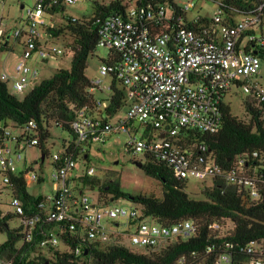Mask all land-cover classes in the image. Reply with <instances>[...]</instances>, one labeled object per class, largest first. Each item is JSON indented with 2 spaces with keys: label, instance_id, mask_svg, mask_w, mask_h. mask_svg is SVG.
Instances as JSON below:
<instances>
[{
  "label": "built area",
  "instance_id": "built-area-1",
  "mask_svg": "<svg viewBox=\"0 0 264 264\" xmlns=\"http://www.w3.org/2000/svg\"><path fill=\"white\" fill-rule=\"evenodd\" d=\"M34 1V7L24 6L26 15L21 26L9 29L4 18H0V46L10 47V40L14 38L22 47L13 72L6 70L0 75L9 91L12 89L15 93L28 94L41 83L38 82L40 72L31 62L62 57L65 50L73 55L66 43L65 46L60 43L62 37H55L48 31L55 26L47 22L45 16L53 17L47 11L97 0ZM125 2L124 13L98 19L99 45L109 49L110 56L100 66L101 77L92 82L90 94L95 106L75 112L72 121L75 145L52 156L56 165L52 173L54 193L49 197L51 201L47 200L50 205L47 219L52 223H69L83 245L107 244L117 236H125L141 251L156 252L166 248L170 241L193 238L197 224L186 221L165 227L143 218L138 206L128 210L113 203L101 205L99 199L93 201L86 191L80 190V181L83 177H95L96 169L81 168V165L89 162L94 145H105L112 135L127 134L125 151L143 158L146 153L154 154L173 168L179 180L195 178L204 183L211 181L210 184L221 182L226 187H250L253 182L246 177L244 166L249 155L241 156L229 170L217 163L211 152L207 153L206 146H201L200 157L196 160L186 148H191L189 131L216 134L221 130L224 106L228 105L225 99L233 88L242 89L257 104L264 105V86L258 82L261 58L249 51V48L255 49L250 46L253 42L264 48V37L258 39L255 33L264 17V0L256 13L233 11L229 15L220 2L212 18L198 16L194 20L188 19V13L194 8L192 3L176 4L174 9L169 5L141 6L140 0ZM73 20L78 18L73 17ZM188 24L196 28H190ZM244 36L247 38L242 42ZM105 79H110L109 85H104ZM113 82L123 92L126 114L116 122L113 118L117 114L110 117L107 112L115 96ZM97 92L109 95L101 100L97 98ZM8 123L0 122V167L4 184L13 181L12 175L23 177L28 187L32 182L39 183L43 177L32 168L23 173L17 171V163L23 159L19 152L22 146L40 144L38 138L30 136L38 129V124L32 121L28 127L19 129L23 130L22 135H14ZM12 125L17 129L14 123ZM252 156L259 154L255 152ZM261 180L264 184V176ZM251 191L253 198H259L256 188ZM24 200L22 195L13 193L11 207L20 217L31 241L40 218H31L26 213ZM122 218L136 227L133 233L111 231L103 225L105 220L116 222ZM212 229L218 230V224ZM51 238L53 246L64 244L60 228ZM226 246L232 252L221 255L215 264H264V240L247 246L231 243ZM43 247H47L46 243ZM216 248V244L210 245L207 254ZM83 251V246L77 247L76 254L81 255ZM196 255L193 254L194 259L183 257L175 264H198ZM86 263L93 264L92 259ZM0 264L11 262L0 256Z\"/></svg>",
  "mask_w": 264,
  "mask_h": 264
},
{
  "label": "trees",
  "instance_id": "trees-1",
  "mask_svg": "<svg viewBox=\"0 0 264 264\" xmlns=\"http://www.w3.org/2000/svg\"><path fill=\"white\" fill-rule=\"evenodd\" d=\"M138 4L169 5L177 8L174 0H140ZM221 4L229 15L233 11L251 14L258 11L262 2L223 0ZM93 8L92 16L76 21L73 17L68 20L64 18L65 22L59 27L48 28L53 36L64 38L67 47L72 49L70 69L57 71L52 78L42 81L23 99L13 95L7 84L0 79V122H12L17 129H24L30 122H36L38 129L30 133V136L40 140L38 147L45 159L49 156L46 144L51 137L52 124L72 134V142L65 140L64 148H72L75 145L76 134L72 128L75 112L95 106L94 97L90 94L92 81L87 77L86 71L89 58L99 46L98 19L124 13L127 4L125 0H97L93 2ZM47 12L54 16L64 13L65 9L57 8ZM188 26L196 28L193 24ZM246 38L247 36H244L242 42H245ZM250 46L261 49L264 55V48L254 42ZM10 50L8 45L0 46V52ZM249 51L253 50L249 48ZM259 57L262 58V55ZM112 89L115 96L107 109L110 117L118 114L124 107L123 92L115 82ZM243 105L246 119L233 116L230 105L224 106L222 128L216 134L189 131L191 138L188 145L191 148L186 150L196 160L200 157L201 146H206L207 153L211 152L215 161L229 170L235 167L241 156L249 155L244 165L245 175L253 184L248 188L226 187L221 182L209 186L205 183V198L201 201L193 200L186 193L187 181L177 179L173 168L151 153H146L143 159L136 161L143 163L141 169L148 176L162 183V199L141 194L133 196L131 201V195L123 192L120 182L112 177L105 183L101 182L98 175L81 178L80 190L98 189L101 205H109L120 199L132 202L140 207L143 218L151 219L165 227L193 221L198 227L193 238L170 241L166 248L156 252L128 249L125 236H117L107 244L94 242L83 245L75 231L70 229L69 223L48 222L50 205L47 199L29 193L23 177L12 175L13 181L5 184L6 188L14 194L22 195L26 213L31 218L40 219L33 229V239L30 241L21 222L18 228L10 229L8 223L13 218L12 215H3L0 212V232L6 228L8 235L6 242L0 245V256L11 264H87L89 259H92L93 264H175L183 257L194 259L193 254L196 253L195 260L198 264H215L221 255L232 252L226 246L227 243L247 246L264 240V184L261 182V177L264 176V105L257 104L251 97H247ZM255 152L259 154L258 157L252 156ZM43 181L44 178H40L39 183L42 184ZM252 188L259 191V198L252 197ZM18 219L20 220V217ZM215 224H218V230L212 229ZM58 228L64 244L53 246L50 243L51 235ZM44 243L47 247H43ZM212 244H216L217 248L207 254V248ZM80 246L84 247V251L77 255L76 249Z\"/></svg>",
  "mask_w": 264,
  "mask_h": 264
},
{
  "label": "rangeland",
  "instance_id": "rangeland-1",
  "mask_svg": "<svg viewBox=\"0 0 264 264\" xmlns=\"http://www.w3.org/2000/svg\"><path fill=\"white\" fill-rule=\"evenodd\" d=\"M179 6H184L186 3L194 4V8L188 13V19L194 20L198 16L212 18L215 11L219 8V3L223 0H174ZM34 7V0H0V18H4L3 22L9 29H15L22 24V20L25 19L26 11L22 9V6ZM94 13L93 3L81 2L75 5H68L65 8V12L54 15L53 17L45 16L48 23L53 24L55 27H59L71 17L81 19L83 17L92 16ZM64 14V15H63ZM65 18V19H64ZM256 36L260 39L264 37V17L262 23L258 29L255 30ZM60 43L65 46L66 40L61 39ZM248 44V43H247ZM62 45H60L62 47ZM10 51L0 52V75L6 70L10 73L13 72L14 67L20 60L22 54V47L19 43L11 38ZM64 56L50 59L47 62L35 63L31 62V65L35 66L39 72V83L50 79L57 71L70 69L73 55L69 50H65ZM110 56V50L98 46L94 54L89 58L88 68L86 71L87 77L94 82L100 76V66L103 62L108 61ZM243 80V79H241ZM260 85L264 86V55L261 58V68L258 78ZM110 79H105L104 85H109ZM10 92L18 99H23L27 93H15L12 89ZM109 93L97 92L98 99L105 100ZM248 96L240 88H233L231 93L226 97V103L230 105L231 113L233 116L239 119H246V112L244 108V101ZM125 108H122L119 113L113 118L116 122L118 119L125 117ZM11 127V131L14 135H22L23 130L15 129L11 122L8 123ZM51 137L48 139L46 148L49 150V156L43 163L42 150L36 147H30L23 145L19 151L23 159L17 164V171L19 173L25 172V170L33 169L37 174L44 178V182L40 185L37 182L29 184L28 191L34 194L36 197L47 199L51 201L49 197H52L53 181L52 173L54 172L53 158L55 154L59 153L64 148V141L68 143L72 142L73 136L70 132L63 130L61 127L52 124L50 127ZM140 134V133H139ZM128 139L127 134H115L112 135L105 145H94L91 151V157L86 165H81V168L94 167L97 175L100 177L101 182H107L111 177L114 180H118L123 192L131 195L138 196L153 195L156 198H163V186L162 183L148 176L140 167L136 165V160L143 159L142 155H134L125 151V143ZM67 143V144H68ZM211 181L207 184L208 186ZM205 183L191 178L187 181L186 193L189 197L196 201H201L205 197L203 196ZM86 195L96 201L99 197L98 189L96 191H86ZM13 199V193L6 188L4 184V173L0 167V212L3 215L10 214L12 219L8 225L10 229L18 228L20 226V220L15 216V210L11 207ZM115 206L124 207L128 210H135L137 205L132 202L120 199L113 203ZM140 209V208H139ZM119 224V227H117ZM103 225L111 231H120L121 233H133L135 226L129 224L127 219H119L116 222H109L105 220ZM8 239L7 230L0 232V245L5 243ZM125 245L128 249L140 251L139 248L134 246L131 241L126 238ZM64 247V246H62Z\"/></svg>",
  "mask_w": 264,
  "mask_h": 264
},
{
  "label": "water",
  "instance_id": "water-1",
  "mask_svg": "<svg viewBox=\"0 0 264 264\" xmlns=\"http://www.w3.org/2000/svg\"><path fill=\"white\" fill-rule=\"evenodd\" d=\"M22 9H24V6H22ZM253 49H254V47H253ZM254 54H255V55H258V52L254 51ZM42 160H43V161L45 160V157H44V156L42 157ZM136 165H137L138 167L142 168L143 163H141V162H137ZM133 199H134V197L131 196L130 200L133 201Z\"/></svg>",
  "mask_w": 264,
  "mask_h": 264
},
{
  "label": "flooded vegetation",
  "instance_id": "flooded-vegetation-1",
  "mask_svg": "<svg viewBox=\"0 0 264 264\" xmlns=\"http://www.w3.org/2000/svg\"><path fill=\"white\" fill-rule=\"evenodd\" d=\"M253 51L258 52V56L263 55V51H262L261 49H256V48H255Z\"/></svg>",
  "mask_w": 264,
  "mask_h": 264
}]
</instances>
